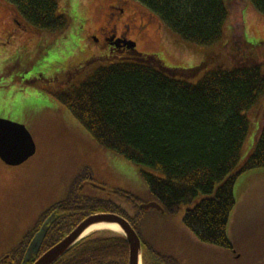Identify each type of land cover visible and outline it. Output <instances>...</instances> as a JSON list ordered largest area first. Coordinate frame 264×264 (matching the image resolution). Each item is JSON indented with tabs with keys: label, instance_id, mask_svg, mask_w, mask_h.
<instances>
[{
	"label": "trees",
	"instance_id": "obj_1",
	"mask_svg": "<svg viewBox=\"0 0 264 264\" xmlns=\"http://www.w3.org/2000/svg\"><path fill=\"white\" fill-rule=\"evenodd\" d=\"M23 27L44 34L63 32L67 17L58 0H5ZM147 7L185 42L211 46L226 38L228 10L224 0H135ZM264 17V0H250ZM43 35V36H42ZM128 61L97 68L86 79L68 71L49 92L69 109L105 149L165 177L143 172L149 192L164 213L144 210L138 195L122 189L86 193L87 169L71 179L66 196L49 205L6 252L26 251L50 212L42 252L60 242L85 218L114 213L130 222L142 241L143 264H183L161 253L140 234L149 211L177 215L185 233L204 247L234 253L227 227L235 207L237 180L247 171L264 170V127L253 152L243 160L250 132L247 112L264 95V42L253 44L239 28L235 38L191 68H168L157 55L133 49ZM211 68L197 82L190 81ZM209 66V67H210ZM51 82L52 80H44ZM1 162V161H0ZM150 203V202H149ZM16 243V244H15ZM5 252V253H6ZM4 254V253H3ZM2 255V254H1ZM0 255V256H1ZM127 239L118 233L96 232L83 239L55 264H129ZM252 264H262V258Z\"/></svg>",
	"mask_w": 264,
	"mask_h": 264
},
{
	"label": "rangeland",
	"instance_id": "obj_2",
	"mask_svg": "<svg viewBox=\"0 0 264 264\" xmlns=\"http://www.w3.org/2000/svg\"><path fill=\"white\" fill-rule=\"evenodd\" d=\"M129 1L134 13L124 15L123 21L130 18L124 22L125 30L121 24L118 30L137 43L138 52L157 55L168 68L197 66L205 55L233 40L239 28L249 42H264V17L250 0H224L226 38L211 46L185 42L143 4ZM111 2L58 0L68 26L63 32L44 34L43 39L30 27H19L11 4L0 0V119L26 125L38 147L37 154L21 166L7 167L0 162V255L14 245L12 237L20 240L40 211L66 196L71 179L85 169L94 184L108 191H130L145 203L154 199L143 172L165 177L100 146L49 92L58 83L56 77L61 80L68 71L80 70L79 79L84 80L97 68L128 61L127 55L113 49L118 44L108 42L101 31L108 26ZM209 66L190 81L200 80ZM246 114L251 128L243 160L253 152L264 127V95ZM252 172L241 175L236 183L235 207L227 227L234 253L198 245L185 233L177 215L159 216L149 211L141 236L161 253L181 258L183 264H252L260 260L264 251V170ZM82 188L86 193H102L94 185Z\"/></svg>",
	"mask_w": 264,
	"mask_h": 264
},
{
	"label": "water",
	"instance_id": "obj_3",
	"mask_svg": "<svg viewBox=\"0 0 264 264\" xmlns=\"http://www.w3.org/2000/svg\"><path fill=\"white\" fill-rule=\"evenodd\" d=\"M128 46L129 48L135 49L137 43L129 41ZM37 150L38 147L33 134L26 125L0 119V159L5 165L10 167L21 166L33 158ZM141 207L144 210L157 209L164 213L163 207L157 202L143 204ZM54 216L55 215L52 214L48 217L33 237L26 251L24 263L35 260L34 264H55L75 245L88 237L81 238L82 234L90 226L100 222L117 224L121 228L122 232L113 233L123 235L127 239L130 248L129 264H140L141 261L143 263L142 241L138 233L129 221L114 213H97L88 216L60 242L51 247L36 260L35 257L39 254L41 246L49 231V225L55 221Z\"/></svg>",
	"mask_w": 264,
	"mask_h": 264
},
{
	"label": "flooded vegetation",
	"instance_id": "obj_4",
	"mask_svg": "<svg viewBox=\"0 0 264 264\" xmlns=\"http://www.w3.org/2000/svg\"><path fill=\"white\" fill-rule=\"evenodd\" d=\"M129 2H130L129 0H112V2L110 3L111 8H112V11L107 15V17H108L107 18V21H108V24L107 25L108 26H105V27H103L101 29V31L104 32L103 35H104L105 39L108 42H112V43L113 42H116L118 44V47H115L113 49L115 51L119 52V53H124L125 55L130 54V52L133 50V48H129V46H128L129 41H132V40H129L128 39V36H127V33L126 32H120L118 30V26L121 24L122 25V28H123L126 25L124 22H127V20L130 18V16L127 17V18H125L124 21H123V17H124L125 14L130 15V14L134 13L133 10L131 9V5H130ZM126 9L128 10V12H126ZM116 20H118L119 23H116L115 22ZM14 21L18 24L19 27L25 28V29L27 28V27H23L21 25V23L18 22L15 18H14ZM124 30L125 29L123 28V31ZM0 161H1V159H0ZM1 163L4 164L2 161H1ZM5 166H7V165H5ZM7 167H10V166H7ZM89 178H90V175L88 176V178H86L84 180L85 183L82 184V187H88V186H93L94 185L97 188H99L100 190H106V188L104 186L97 185L96 183L94 184L93 182H91L89 180ZM31 211H33V210H31ZM44 212H45V209L42 210V211H40L39 215L43 214ZM52 214L55 215L54 216V220H55L56 217H57V211L50 212L49 216H47V218L43 221V223ZM34 223H35V221H34ZM41 248H42V246H41ZM41 250L42 249H40L39 254L35 257L36 260L38 258H40L46 252V251L45 252H42ZM15 253L16 254L14 256H11V254L8 253V252L2 254L0 256V264H18V252H15ZM24 258H25V256H24ZM34 261L35 260L29 261L27 263H24V260H23V264H34ZM262 264H264V251L262 252Z\"/></svg>",
	"mask_w": 264,
	"mask_h": 264
},
{
	"label": "bare ground",
	"instance_id": "obj_5",
	"mask_svg": "<svg viewBox=\"0 0 264 264\" xmlns=\"http://www.w3.org/2000/svg\"><path fill=\"white\" fill-rule=\"evenodd\" d=\"M99 231H112V232H122L121 228L117 224L107 223V222H100L93 224L90 226L81 236V238L89 236L94 232ZM140 264H143L142 261Z\"/></svg>",
	"mask_w": 264,
	"mask_h": 264
}]
</instances>
